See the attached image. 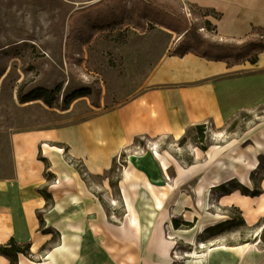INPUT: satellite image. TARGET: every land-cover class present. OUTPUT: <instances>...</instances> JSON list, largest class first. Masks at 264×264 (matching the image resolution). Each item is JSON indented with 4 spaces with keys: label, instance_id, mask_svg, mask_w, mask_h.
<instances>
[{
    "label": "rangeland",
    "instance_id": "1",
    "mask_svg": "<svg viewBox=\"0 0 264 264\" xmlns=\"http://www.w3.org/2000/svg\"><path fill=\"white\" fill-rule=\"evenodd\" d=\"M221 17L217 11L189 0H0V175L13 172L14 134L56 133L134 98L157 64L171 56L184 40L187 28L197 27L198 34L217 43L264 38L260 30L231 37L219 29ZM188 48L201 52L192 43ZM236 68L248 74L254 67L245 62ZM41 89L46 90L44 95L52 106L43 99L31 100V94ZM24 97L30 100L22 102ZM258 142H264V103L223 126L207 122L203 133L193 128L178 139L140 136L119 152L112 167L101 175L93 176L84 159L71 158L66 145L49 137L39 145L38 159L47 165L45 175L57 184L60 180H56L49 162L57 168L59 161L75 169L87 185L82 192L86 205H100L105 215L114 218L129 215L121 186L125 169H130L127 183L136 186L128 192L139 211L147 264H192L188 257L164 262L156 247V234L169 237L174 229L189 230L199 223L205 230L196 232L197 241L204 243L198 251L225 245L228 248L218 251L213 264H235L232 248L242 241L257 245L261 221L249 226L242 210L222 199L235 192L254 196L262 191L264 151L257 155L255 167L251 161ZM156 149L167 168L153 153ZM186 185H192L197 196L193 197ZM180 189L185 190L183 211L178 214L170 201ZM156 197L162 199L164 208H155ZM67 201L62 198L61 204L67 205ZM71 202L72 206L76 204ZM61 214H55L49 222L57 226V222L66 220V224L53 228L45 223L43 213H38L41 230L52 234L44 250L61 247L56 254L64 259L62 264H76L71 250L75 251L77 244L73 242L77 237V241L91 246L88 227L98 217H86L72 228L75 208L66 207ZM166 214L172 215V228L159 223ZM242 216L246 223L241 221ZM228 220H232L230 225L212 230ZM173 240L175 249L181 252L192 248L180 237ZM256 245L264 251L261 242ZM80 246L79 264L88 261ZM222 254L228 259L225 262L220 259ZM27 257L42 261L39 254ZM210 257L212 261V254Z\"/></svg>",
    "mask_w": 264,
    "mask_h": 264
},
{
    "label": "crops",
    "instance_id": "2",
    "mask_svg": "<svg viewBox=\"0 0 264 264\" xmlns=\"http://www.w3.org/2000/svg\"><path fill=\"white\" fill-rule=\"evenodd\" d=\"M189 1L220 13L219 29L231 37L252 35L256 27L264 29V0ZM263 55L264 52L260 53L254 64L246 61L254 67L248 74L236 68L245 62L214 61L191 52L183 57L169 55L157 64L138 95L119 107L84 122L62 127L56 133L14 134L11 141L13 172L8 176L0 175V244L11 238L30 242L31 253L39 254L42 261L33 262L20 254L18 264H50L48 256L51 251L44 250V246L52 234L41 230L38 213L44 215V211L47 212L45 223L57 228L67 221L57 222L56 226L49 219L65 212L66 207L68 210L74 207L72 225H75L72 228H77L78 221L86 217H98L88 227L92 245L85 246L81 239L77 241V237L73 242L77 244L75 251L71 250L76 264H79L81 256L78 253L80 245L82 256L85 251L88 260L83 262L88 264H147L142 233L131 216L126 213L116 218L109 217L100 205H86L82 194L86 183L75 169L64 163L57 161V168L49 162L60 184L50 181L44 173L47 165L38 159L39 145L47 137L66 145L70 157L84 159L90 173L96 176L109 170L118 153L140 136L178 139L184 137L189 129L207 122L223 126L264 103ZM41 190L50 198L47 199ZM62 198L70 202L62 205ZM71 201L77 205L72 206ZM222 201H230L239 207L249 226L257 225L264 217V173L259 195L246 196L235 192L223 197ZM49 202H53V206L48 211ZM242 244L243 241L231 247L235 250V264H264V260L257 257L260 250L255 247L252 256H248L238 248ZM259 245L260 242L256 246ZM58 249L52 250L55 255L53 264H62L64 260L58 258ZM89 251L95 253L90 254ZM220 259L225 262L227 258L222 254ZM0 264H11V261L0 253Z\"/></svg>",
    "mask_w": 264,
    "mask_h": 264
},
{
    "label": "trees",
    "instance_id": "3",
    "mask_svg": "<svg viewBox=\"0 0 264 264\" xmlns=\"http://www.w3.org/2000/svg\"><path fill=\"white\" fill-rule=\"evenodd\" d=\"M264 31L263 28L256 27L253 30L255 31ZM194 44L196 47L201 48V52H195L188 48L189 44ZM194 53L200 57L207 58L209 60L214 61H226L233 64H238L241 62L249 61L252 64L256 63L258 60V56L260 53L264 52V38L262 39H249L242 42H223L217 43L211 41L207 38H203L200 34L197 33V27L187 28V32L184 35V40L175 48L172 55L183 57L187 53ZM46 90H37L31 94V100L33 99H43L48 105L52 106V102L47 98L44 93ZM22 102H27L30 99L28 97H24L21 99ZM194 129L199 130L203 133L206 130V124L197 125ZM45 161V159H44ZM43 195L48 199L50 196L44 191L41 190ZM261 192L257 194L258 195ZM41 224L42 220L40 219ZM241 221L245 222L243 216L241 217ZM232 223L231 221H226L220 224H217L212 227V230L226 227ZM187 225H191L192 223L187 222ZM175 228H179V224L174 221ZM260 226H262V231L260 234V242L264 246V217L261 219ZM208 229V228H207ZM206 229V230H207ZM227 230H231L227 228ZM246 241L244 243H247ZM0 253L6 257H8L11 261V264H18L19 255H31V243L30 242H19L15 238H11L8 242L4 244H0Z\"/></svg>",
    "mask_w": 264,
    "mask_h": 264
},
{
    "label": "bare ground",
    "instance_id": "4",
    "mask_svg": "<svg viewBox=\"0 0 264 264\" xmlns=\"http://www.w3.org/2000/svg\"><path fill=\"white\" fill-rule=\"evenodd\" d=\"M52 148V147H51ZM57 149L58 152H62V148H58L55 147ZM216 148V147H215ZM264 151V142H258L255 150L252 153V157H251V161H252V165L255 167L257 165L258 161V157L257 155L260 152ZM155 154V156H157L158 159H160L162 162L165 163V158L162 157V155L160 154V152L158 151V149H156L155 152H153ZM210 154V152H209ZM163 163V164H164ZM166 163L164 164L165 168L166 167ZM130 177V169H125L124 172V180L122 183V191L124 193L125 199H126V203H127V211L129 213V215L132 218V221L134 222V224L136 226H138L140 229L141 227V223L139 220V211H137V207L135 204V200L132 198V195H130V193L128 192L129 188H134L136 185L135 184H129L127 183V180ZM148 187L152 188V184L148 183ZM186 187L188 188V192H192V196H197V192L195 191V189L192 187V185H186ZM180 193H178L171 201L170 204L172 207L175 208L176 213L180 214L181 213V205L183 204V191L185 189H180ZM156 204L157 206L155 208L157 209H162L164 208V203L162 201L161 198L156 197ZM202 204V203H201ZM183 211V210H182ZM153 215V214H151ZM171 214H166L165 217H163L159 223L164 224V223H168L169 226L172 228V221H171ZM219 216V215H218ZM151 222H154V219L150 218ZM205 230V227L202 223L197 224L194 228H191L189 230H181V229H174V231H171L169 233V237H167V235L162 236L160 234H156V247L159 253V256H161L162 258H164L165 260H180V259H184L186 257L189 258L188 263H192V264H213V260L216 259V254H218V251L221 249H226L228 247H226L225 245H219V246H213L210 247L207 250L204 251H198L199 247H204V243L202 241L198 242L197 241V237H196V232H203ZM260 231H262V226L259 228ZM143 237V236H142ZM176 237H180L184 240H186L191 246L192 248L189 251H179L177 249H175L174 243L175 241L173 240V238ZM144 241V240H143ZM255 245L254 244H249V243H244L242 245H240L238 248L240 250H242V252H244L246 255L248 254V256H252L251 252L255 249ZM60 248V247H58ZM57 249V248H56ZM217 252V253H216ZM211 254H212V261H211ZM260 256V257H259ZM55 255L53 253V251L50 252L49 256H48V263L53 264L54 262V258ZM257 257H259V260H264V251H260L259 254L257 255ZM83 264H88L87 262H83Z\"/></svg>",
    "mask_w": 264,
    "mask_h": 264
}]
</instances>
